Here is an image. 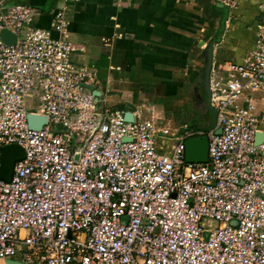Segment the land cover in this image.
<instances>
[{
  "label": "built area",
  "instance_id": "built-area-1",
  "mask_svg": "<svg viewBox=\"0 0 264 264\" xmlns=\"http://www.w3.org/2000/svg\"><path fill=\"white\" fill-rule=\"evenodd\" d=\"M59 1L40 28L34 7L0 0V33L16 37H0V165L4 147L23 152L0 179V263L264 264V24L240 62L211 63L215 127L205 108L165 149L153 120H126L71 61L77 0ZM201 137L207 161L186 162L184 141Z\"/></svg>",
  "mask_w": 264,
  "mask_h": 264
},
{
  "label": "crops",
  "instance_id": "crops-1",
  "mask_svg": "<svg viewBox=\"0 0 264 264\" xmlns=\"http://www.w3.org/2000/svg\"><path fill=\"white\" fill-rule=\"evenodd\" d=\"M7 1L34 7L40 28H49L61 4ZM263 4L239 0L229 12L220 0H77L66 14L71 61L96 71L104 104L153 120L168 135L166 149L192 122L190 110L204 124L203 69L208 61L240 62L253 50Z\"/></svg>",
  "mask_w": 264,
  "mask_h": 264
},
{
  "label": "water",
  "instance_id": "water-1",
  "mask_svg": "<svg viewBox=\"0 0 264 264\" xmlns=\"http://www.w3.org/2000/svg\"><path fill=\"white\" fill-rule=\"evenodd\" d=\"M1 39L7 43L11 44L15 42V35L9 33L6 30H2L0 33ZM211 61H208L203 69L204 76V84H203V92L206 96L205 98V108L206 112H208V122L206 129H212L215 127L216 123V111L214 108L210 106L209 103V89H208V74L211 66ZM87 89L93 90L92 86H86ZM96 96H99L97 92L94 93ZM125 119L128 121H132V113L125 112ZM28 126L31 129L39 130L43 125L47 123V119L45 117L36 116L33 114L27 115ZM219 133V130H216ZM184 158L186 162H206L207 161V151H208V141L206 137L201 138H190L184 141ZM23 158L22 149L17 145H9L2 149V157H1V165H0V179L5 181H10L14 163ZM78 156L75 155V159ZM6 264H20L15 261H8Z\"/></svg>",
  "mask_w": 264,
  "mask_h": 264
},
{
  "label": "rangeland",
  "instance_id": "rangeland-1",
  "mask_svg": "<svg viewBox=\"0 0 264 264\" xmlns=\"http://www.w3.org/2000/svg\"><path fill=\"white\" fill-rule=\"evenodd\" d=\"M263 24V23H262ZM203 109V107L201 108ZM204 110V109H203ZM191 112L188 113L189 114V117H190V123H193L194 125L196 124H199V114L197 113V111H193V110H190ZM206 114V112L204 111V115ZM188 123V125L190 124Z\"/></svg>",
  "mask_w": 264,
  "mask_h": 264
},
{
  "label": "bare ground",
  "instance_id": "bare-ground-1",
  "mask_svg": "<svg viewBox=\"0 0 264 264\" xmlns=\"http://www.w3.org/2000/svg\"><path fill=\"white\" fill-rule=\"evenodd\" d=\"M0 264H2V263H0Z\"/></svg>",
  "mask_w": 264,
  "mask_h": 264
}]
</instances>
